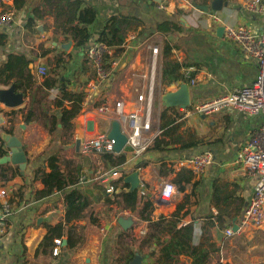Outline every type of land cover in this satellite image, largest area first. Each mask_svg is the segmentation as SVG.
I'll return each mask as SVG.
<instances>
[{"label": "crops", "instance_id": "1", "mask_svg": "<svg viewBox=\"0 0 264 264\" xmlns=\"http://www.w3.org/2000/svg\"><path fill=\"white\" fill-rule=\"evenodd\" d=\"M43 1L19 0L17 3L14 1L15 22L13 27L4 33L8 36V41L5 47L0 49L1 64L12 53L23 54L32 60L29 69L36 81L28 95L23 94L24 104L17 109L24 110V113L18 116L12 128L13 135L22 140L27 155L25 175L22 177L18 167L12 164L0 167V211L4 201L2 192L13 201L6 232L0 236V264H155V257L150 256L151 252L156 251L155 245L140 244V240L148 232L147 223L140 221L138 216L129 210L106 203L103 193L93 187L99 179L101 181L99 184L108 188L114 179L122 175L102 181V175L106 170H101V167L92 168L88 166L86 160L82 163L87 175L84 185L92 200L88 215L98 217V223L92 224L86 219L75 224L77 227L85 226L87 235L85 244L77 251L66 249L67 234L61 238L59 256L52 254L54 240L52 248L41 246L48 232L47 226H55L64 221L63 195L56 193L43 201H37L29 184L37 169L46 168L47 157L51 155L60 157L58 152H51L53 136L44 127L43 118L60 115L61 110L54 103L55 98L62 97V94L58 90H46L42 87L44 78L36 74L35 68L45 66V61L54 54L52 50L57 53L67 51L71 55L68 61L70 60L74 68L72 73L78 71L75 77L71 74L67 77L70 81L69 90L82 91L93 77V70L88 64H85V67L89 66L90 71L79 70L84 66L85 56L74 48V42L65 41V37L62 36H54V17L47 12ZM84 1L86 2L84 7L92 6L97 12V19L90 27L92 33L103 30L114 16L133 17L139 20L127 33L137 32L140 39L137 43L130 41L122 55L118 57L117 65L113 69V78L107 84L106 92L110 95L118 96L130 90L132 86L140 93H148V81L143 75L147 74L153 61L150 46L159 48L155 89L156 83L160 82V70L164 61L185 63L186 68L181 70V74L185 75V72L189 71L193 75L190 84H187L191 103L203 102L228 94L237 88L251 86L257 76V62L224 37V31L229 26L244 25L254 32H264V14L247 10L244 7V0H224L227 5L221 12L211 10L205 12L198 7L210 4L211 0H191L194 5L188 6L184 0H168L167 10L160 9L159 5L150 6L141 0ZM37 7L41 11L40 18L34 11ZM165 19L178 21L181 25L180 31L169 36L158 33L155 25ZM221 28H224V31L219 34ZM166 44L173 49L168 56L163 57L162 50ZM46 51L51 53L46 57H39ZM9 87L1 85L0 90ZM167 91H174V88L169 86ZM102 92L103 90H100L97 93L99 98ZM31 96H34L33 102ZM153 98L155 99V90ZM161 104L159 117L155 119L152 115V133L149 134L151 137L147 136L151 140L150 144L161 134V112L165 107L162 102ZM0 108L7 113L12 111L1 103ZM87 108L88 106L83 104L82 111L74 120V128L70 132L74 141L63 143L67 148L74 147V154L64 153L65 158L60 157L61 159L83 160L84 155L80 153V148L77 149L78 140L81 141L84 136L94 137L98 132L104 131L101 126L106 122L110 123L108 132L111 130L113 121L111 122L110 118L85 115L83 112ZM170 115L171 112L168 113V116ZM177 123L181 126L176 135L182 142H195L196 147L161 153L143 152L144 155L131 156L127 164L121 167L122 172L127 173L126 177L138 172L140 184L147 190L148 198L154 201V218L161 215L170 216L178 204L185 205L190 215L185 218L183 224L194 222L193 245L201 243L203 247L208 248L210 260L207 264H264V229L248 234L226 233L228 228L234 227V219L237 218L238 221L242 215L258 181V177L247 175L235 163V157L252 134L263 125L264 118L262 115L252 116L238 110L226 109L207 117L185 119L182 116ZM1 127L4 130L12 127L8 116L5 115V122ZM0 144L6 151L8 150L7 145L1 140ZM205 151L212 152L214 157L206 173L201 176L193 174L194 180L187 185L184 193L177 190L172 198L161 199L165 189L162 186L163 182L175 184L173 180L176 174L183 170L179 162L189 155ZM144 163L147 164L145 167L142 166ZM127 168L130 172L125 171ZM46 170L49 171L48 168ZM97 174L100 176L97 177ZM194 183L196 185L193 187ZM216 183L223 186L224 195L230 196L227 202L220 204L222 211L231 212L233 216L232 219L224 216V222L216 221L218 209L211 204ZM34 187L43 189L39 182H36ZM138 198L140 201L147 200L140 199L139 196ZM122 217L133 220L132 226L127 230L118 223ZM142 230L145 234L141 233ZM123 232L128 237H122ZM204 233L206 236L202 240ZM122 245H129V248L121 249L119 256L117 250ZM130 253H133L131 258ZM170 264L197 262L191 252L183 251L172 257Z\"/></svg>", "mask_w": 264, "mask_h": 264}, {"label": "trees", "instance_id": "2", "mask_svg": "<svg viewBox=\"0 0 264 264\" xmlns=\"http://www.w3.org/2000/svg\"><path fill=\"white\" fill-rule=\"evenodd\" d=\"M16 3L19 0H15ZM84 0H44L43 4L47 8V12L54 17V36L65 37V41H73L74 48L80 51L82 56L87 55L88 49L97 44L103 43L109 47H115V57H119L124 49L121 46L124 44L126 34L132 29L134 23L139 21L133 17L114 16L101 30L97 33H92L90 27L97 19V12L92 6H85ZM150 6H158L157 2H152ZM35 13L40 18L41 11L39 7L35 8ZM156 31L164 36L177 34L181 25L178 21L170 19L162 20L155 25ZM8 41V36L0 33V49L5 47ZM173 47L169 44L162 50L163 57L168 56ZM56 50V49H55ZM52 52H55L52 50ZM51 51L42 53L39 57H46ZM64 53V52H63ZM55 55V68H59L65 62L66 54ZM68 54L70 58L71 55ZM1 60V52H0ZM32 60L23 54H9L7 59L0 65V86L13 85L17 93L28 95V92L33 89L36 81L34 75L29 69ZM85 64L88 61L85 59ZM186 68L185 63L175 61H164L160 70V84L163 91L175 83L182 82L190 84L193 79L191 74L190 79H186L181 74V70ZM82 70V71H83ZM70 81L65 76L54 70L53 74L44 78L42 87L46 90H58L62 97L55 98V105L61 110L60 115L44 116V127L50 135L60 132L62 136L70 133L74 128V120L78 117L83 108L84 96L83 91L69 90ZM32 102L34 96H31ZM69 106V108H68ZM175 108L163 107L161 112V134L157 136L148 146L144 154L161 153L168 151L187 150L196 147L195 142H182L180 137L176 135L181 124L177 120L182 117ZM22 109H14L11 112H4L0 108V113L4 112L6 116L14 117L10 120L11 125L23 112ZM171 115L168 116V113ZM31 113V110H29ZM33 116V114H30ZM13 127L6 130L7 133L13 134ZM176 145V146H175ZM202 153V152H201ZM6 154L3 145L0 144V158ZM142 154V155H144ZM79 156V155H78ZM194 155H189L190 158ZM104 167L107 170L124 167L130 157L127 152L117 154L115 152H104L99 155ZM77 159H61L58 155H51L46 158V168H39L35 171L34 176L29 184L32 189L34 199L43 201L56 193L63 195V204L65 209L64 221L55 226H47V234L41 243L42 247L52 248L53 240L61 239L67 234L66 249L77 251L86 241V227H77V222L88 219L90 223L97 224L99 218L93 215H88V210L92 204L91 197L84 183L87 181V175L84 172L85 161ZM185 159V158H184ZM144 160V159H142ZM148 161V160H147ZM144 163L142 166L145 167ZM5 167V165H0ZM49 169L47 171L46 169ZM126 175L111 182L114 188L112 197L107 195V188L100 186L99 182L93 184V187L103 193L105 202L115 204L121 209L129 210L132 214H136L140 221L147 223L148 232L145 237L140 240L142 246L151 243L155 245L156 251L151 252L150 256L155 257V264H170L172 257L178 256L183 251H189L195 257L197 264H207L210 260V251L208 248L199 245H193L194 238V222L183 224L185 218L190 215V211L185 205H177L174 213L170 216L161 215L158 218L153 217L154 201L148 198L146 201H140L138 191H128L130 185L124 181ZM194 175L191 171L183 169L176 174L174 183L180 193H184L188 184L192 183ZM39 182L43 185V189L39 190L34 187V184ZM196 183L193 184V187ZM223 186L214 184L211 204L218 209L216 217L217 222H224V216L232 219V213L222 211L220 204L227 202L230 196L224 195ZM13 204V201L10 200ZM224 228V226H221ZM205 232V228H204ZM205 233L202 235V240L205 238ZM122 237H128L125 232ZM209 238V237H208ZM135 242V240L133 239ZM129 248V245H127ZM133 253H130V257ZM222 264V263H219ZM228 264V263H226Z\"/></svg>", "mask_w": 264, "mask_h": 264}, {"label": "built area", "instance_id": "3", "mask_svg": "<svg viewBox=\"0 0 264 264\" xmlns=\"http://www.w3.org/2000/svg\"><path fill=\"white\" fill-rule=\"evenodd\" d=\"M15 0H0V33H7L15 22ZM148 4L156 0H141ZM186 5L193 4L191 0H184ZM158 3V2H157ZM168 0H161L158 3L162 10L168 9ZM194 5V4H193ZM244 7L251 11L264 14V0H244ZM128 34V33H127ZM224 37L229 42L237 45L241 51L249 58L255 60L258 66L257 76L251 86L237 88L232 92L218 97L207 99L203 102L191 103L186 108H180L185 117L194 113L200 116H212L226 109H234L248 115H262L264 118V32H254L251 28L238 25L229 26L224 31ZM140 35L137 32H130L126 35L124 44L121 46L125 50L131 41L138 42ZM153 54V61L147 74L143 78L148 81L147 94L140 93L132 86L127 92H122L118 96L110 95L106 92L107 84L113 78V69L117 65L118 57H115L116 48L109 47L103 43H97L88 49L85 59L93 70V77L83 88L85 93L84 102L88 106L83 113L94 118H107L117 121L122 132L127 136V147L135 156L141 155L150 145L149 134L152 133L153 102L155 90V73L159 48L150 46ZM122 55V54H121ZM120 55V56H121ZM35 72L42 78L48 76L47 68L39 66ZM185 78L190 79L189 71L185 72ZM182 82L171 85L174 91L180 89ZM170 86V87H171ZM100 90H103L101 97H98ZM110 132V131H109ZM108 131H100L94 137H83L80 141V153L82 155H100L104 152H114V140L109 137ZM10 155V150L4 156ZM213 154L205 151L190 158L182 159L179 162L181 168L191 171L195 176H201L213 163ZM235 163L249 176L258 177L253 194L242 215L238 218L237 231L234 227L226 230L228 235L236 232L242 234L254 233L264 229V123L256 130L250 139L241 147L235 157ZM123 174L121 168H116L103 173L102 181L120 177ZM164 194L161 199L172 198L177 193L176 185L171 182H163ZM173 191L169 192L168 189ZM4 196L2 210L0 211V236L4 235L7 229L8 216L13 210L10 198ZM109 196L114 194L111 184L107 188ZM140 199H148L147 190L143 186L138 190ZM141 233L145 232L142 230ZM62 239H54L52 254H61Z\"/></svg>", "mask_w": 264, "mask_h": 264}, {"label": "water", "instance_id": "4", "mask_svg": "<svg viewBox=\"0 0 264 264\" xmlns=\"http://www.w3.org/2000/svg\"><path fill=\"white\" fill-rule=\"evenodd\" d=\"M160 3L161 0H156ZM227 3L224 0H211L210 4L198 6L201 10L205 12L211 10L213 12H221ZM224 28L219 30V34L223 33ZM67 49V48H66ZM0 103L4 105L5 108L14 110L21 107L24 104V95L22 93H17L13 85L7 89L0 90ZM163 106L168 108H186L190 104V96L188 85L186 83L182 84L180 89L173 92H168L163 99ZM4 112L0 113V140L4 142L8 149L10 150V155L3 156L0 158V165L12 164L17 166L22 177L25 175V170L27 167V155L23 148L22 140L13 134H9L4 130L1 125L5 122ZM109 137L114 140L113 151L117 154L124 152L127 147V136L122 132L121 126L117 121L112 123V128L109 132ZM80 148V140L77 142V149ZM125 182L130 185L129 191H138L142 188L140 184L138 172H134L125 178ZM237 218L234 219V230L237 231L238 226L236 224ZM133 220L131 218H120L118 223L120 226L127 230L132 226ZM67 244V240L65 241Z\"/></svg>", "mask_w": 264, "mask_h": 264}, {"label": "rangeland", "instance_id": "5", "mask_svg": "<svg viewBox=\"0 0 264 264\" xmlns=\"http://www.w3.org/2000/svg\"><path fill=\"white\" fill-rule=\"evenodd\" d=\"M146 24V23H145ZM63 52L62 51H59L58 53L57 52H54V54L52 55V57L51 58H49V59H47V61H45V63H44V65H45V67L47 68V73H48V76H50V75H52L53 74V72H54V70H57V72H59L60 74H62L63 76H65L66 78L68 77V76H70V74H71V76H74L75 77V75H77V73H78V71H75L74 73H72L73 72V70H74V68L72 67V64H71V62H70V60L68 61V52L67 51H65L63 54H66L65 55V62H64V64H62L59 68H55V55L57 54H62ZM70 56V55H69ZM79 70H83V66H81L80 67V69ZM84 70H89L90 71V67L88 66V68H87V66L84 68ZM73 79V78H72ZM168 92H173V91H163V89H162V86H161V84H160V82L158 81L157 83H156V89H155V101H154V109H153V117H155V119H157L158 117H159V112H160V110H161V106H162V104H161V102H163V99H164V97L167 95V93ZM197 103H200V102H197ZM196 102L194 103V104H197ZM175 109L179 112V114L180 115H182L183 116V118H185V119H190V118H193V117H197V116H200L199 114H197V113H194V114H192V115H190V116H188V117H185L184 115H183V112L181 111V109H180V107H175ZM5 117V116H4ZM9 118H10V120H14V117H10L9 116ZM17 120L18 119H16L15 120V123L17 122ZM14 123V124H15ZM13 124V125H14ZM13 125H12V127H13ZM102 128H103V130L104 131H108L109 129H110V123H103L102 124V126H101ZM11 128V127H10ZM72 138H74V137H72V135H71V133H69V134H67V135H65V136H62V134L60 133V132H58V133H55L54 135H53V137H52V145H51V152L53 151V152H58L59 153V155H60V157H62V158H65L64 157V153H66V154H68V152H70V154H68V155H73L74 154V147H70V148H67V147H65L64 146V144L63 143H66V141H71V142H73L74 140L72 139ZM147 148H148V146H147ZM125 150L126 151H124V152H127V154L129 155V156H134V154H133V152H132V150L130 149V148H125ZM62 152V153H61ZM61 153V154H60ZM83 158H85V160H86V162L88 163V166H90V167H92V168H95V167H101V170H106V171H108L105 167H104V165H103V163H102V161L100 160V157H99V155H88V156H82ZM106 171H104V172H106ZM125 171H128V172H130L129 171V168H127ZM127 173H123L122 175H126ZM100 176V174H97V177H99ZM97 180H99V179H97ZM114 180H116V179H114ZM113 180V181H114ZM101 182V181H100ZM100 186H102V185H100ZM102 187H104V186H102ZM104 188H106V187H104ZM126 249L127 248V245L126 246H124V245H122V246H119V248H118V250H117V253L119 254V256H120V250L121 249ZM122 255V254H121Z\"/></svg>", "mask_w": 264, "mask_h": 264}, {"label": "clouds", "instance_id": "6", "mask_svg": "<svg viewBox=\"0 0 264 264\" xmlns=\"http://www.w3.org/2000/svg\"><path fill=\"white\" fill-rule=\"evenodd\" d=\"M168 191H169V192H172V191H173V189H172V188H169V189H168Z\"/></svg>", "mask_w": 264, "mask_h": 264}]
</instances>
